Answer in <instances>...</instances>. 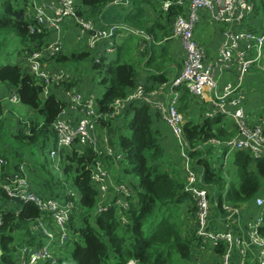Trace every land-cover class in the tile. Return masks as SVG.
Returning <instances> with one entry per match:
<instances>
[{
	"label": "trees",
	"instance_id": "16d2710c",
	"mask_svg": "<svg viewBox=\"0 0 264 264\" xmlns=\"http://www.w3.org/2000/svg\"><path fill=\"white\" fill-rule=\"evenodd\" d=\"M114 1L79 0L78 14H89V10L84 11L83 6L95 10L111 5ZM170 2L171 6L164 12L161 9L162 0H129V13L124 26L137 33L126 36L117 44L111 61L93 64L94 68L105 74L101 82L106 91L98 99L101 113L109 114L115 100L128 96L140 82L150 92L169 86L175 67L180 72L184 54H172L170 43L177 41L173 38L174 19L180 13H186V9L177 3L178 0ZM33 19L34 9L30 6V0H0V86L17 93L21 103L44 117L43 122L32 119L27 123L20 122V126L16 127H20V130H16L17 133L11 131L3 117L1 102L6 101L3 98L7 94L0 97V159L5 161L0 167V249L3 251L0 264H18L16 258L22 247L42 241L43 234L35 230L33 224L43 213L35 203L11 196L4 185L15 174L24 172L30 180V190L38 195L44 194V183L43 189L36 188L32 183V176L42 171L37 170L34 165L36 161L29 153H33L35 146L46 141L55 145L57 133L54 123L65 106L55 93L46 96L44 84L34 74L26 71L21 62L26 46H30L31 42L39 45L45 42L46 33L31 32ZM136 50L140 56L136 55ZM12 53L19 55L18 62L12 61ZM62 55L57 57L58 61H81L90 56V52H74L70 58ZM140 73L146 76L144 81L139 80ZM247 85L249 86L248 79ZM183 88L179 86L176 89ZM184 94L179 109L186 118L184 128L191 142V156L195 165L203 170L201 184L208 189L210 206L211 194L217 190L220 191L217 192L220 194L217 200L220 208H225L224 204L232 208L240 207L263 196L264 157L256 158L250 150L232 151L239 183L227 188L228 177L225 178L224 164L219 166L213 160L220 155L226 156L229 151L219 154L217 146L208 142L211 139L233 138L238 130H227L221 114L202 120L198 98H191L187 92ZM155 113L161 118L159 112ZM153 116V109L149 104L131 103L118 117L99 120L98 129L100 124L106 127L109 135L115 136H110L111 144L124 153L122 164L118 165L122 170L121 174L126 177L133 175L129 182L132 188L129 209L124 210V213L116 208L96 213L99 191L92 182L91 168L101 156L94 148L85 147L82 154L63 150L62 166L68 175H74V184L81 191L79 203L82 209L80 214L75 203L77 208L69 230L80 232V236L65 245V252L70 254L66 264H129L130 261L137 264H182L190 258L198 223L196 233L187 235L181 209L187 200L192 201L195 206L194 199L185 190V178L182 180L176 173V168L171 167L168 153L160 140L161 133L154 128ZM161 120L166 123L162 118ZM102 143L103 141L101 145ZM199 144L201 147L198 148ZM125 180L120 178L119 182ZM113 194V188L110 187L108 198ZM223 194H226L225 197ZM190 210L194 215L197 208L192 207ZM226 212L227 220L224 221L223 228L214 230L211 222L210 228L221 232L232 230L237 235L230 218H227V209ZM122 215L128 217V223L122 221ZM156 219L158 221L155 223ZM258 232L264 237V217ZM217 247L218 253L224 257L228 247L226 242H219ZM231 261L237 262L233 258ZM61 262L62 258L59 264Z\"/></svg>",
	"mask_w": 264,
	"mask_h": 264
},
{
	"label": "built area",
	"instance_id": "2783aa9c",
	"mask_svg": "<svg viewBox=\"0 0 264 264\" xmlns=\"http://www.w3.org/2000/svg\"><path fill=\"white\" fill-rule=\"evenodd\" d=\"M114 3L125 4L129 3V0H115ZM177 3L186 9V13L177 15L173 23V38L178 37L181 40L184 54L182 70L173 77L169 86L150 92L145 84L140 82L128 96L115 100L109 114L99 111V97L96 94L84 96L74 88H65L64 85L71 80L69 75L63 70L48 68L45 61L47 58L58 57L67 51L62 40L51 41L42 49L26 46L21 62L26 71L34 74L44 84L46 96L50 94L52 86L59 84L64 88L73 106L82 110V116L76 121L63 117L64 110L57 118L54 123L56 143L50 150V156L57 161L58 166L63 161L64 149L82 154L85 147H92L101 156L91 168L92 182L99 191L97 214L111 208L124 213V210L129 209V197L132 194L128 182L115 185L110 182L105 157L112 159L113 163H118L122 161L124 153L111 144L109 135L104 137L101 145L97 136L99 120L118 117L131 103H147L160 113L177 140L180 157L185 164V190L191 194L197 208V237L201 247L204 249L209 245L217 246L219 242L224 241L228 247L223 264H239L231 261L232 247L235 244L242 245L243 239L233 234L232 230L221 232L210 228L209 192L201 184V176H198L196 169L191 166L194 161L191 156L192 146L185 133L186 118L179 107L184 93L187 92L191 98L196 97L201 103L202 120L221 114L224 119L228 118L234 123L226 125V129L237 128L236 136L227 140L211 139L208 142L217 146L219 154L221 148H226L229 152L250 150L256 158L264 157V110L255 107L247 95V78L252 68H258L264 78V24L259 28L248 26L254 24L253 21H247L253 18L257 8L253 0H178ZM30 6L34 9V19L30 26L33 33L45 34L50 29L59 31L63 22L73 18L81 31L79 39L85 37L87 51L93 53L92 64L111 61L117 44L126 36H134V33H137L134 29L118 23L101 26L93 19H86L85 15L78 14L79 0H30ZM170 6V0H162V11L167 12ZM50 9H53L52 16L48 14ZM201 10L206 11V22L209 25L222 27V38L216 45V54L213 57L208 55L207 49L195 38ZM179 86L184 88L177 90ZM3 99L11 104L21 103L20 96L15 92ZM4 163L1 158L0 167ZM21 170H24L23 166ZM112 186L114 194L108 198ZM4 187L11 196L35 203L43 213L33 224V228L43 234L42 241L22 247L16 258L17 263L36 264L45 261L46 264H59L65 245L80 236V232L69 230L76 208L70 197L77 196V191L69 188L63 200L45 198L30 190V180L24 172L15 174ZM256 203L264 208V197L259 196ZM225 208L232 209L227 205ZM121 219L124 223L129 222L125 215H122ZM262 220L263 217L259 216L250 234L251 240L261 248L259 264H264V237L258 232ZM242 252L244 253V250ZM130 263L137 264L135 261Z\"/></svg>",
	"mask_w": 264,
	"mask_h": 264
},
{
	"label": "crops",
	"instance_id": "0c3cea01",
	"mask_svg": "<svg viewBox=\"0 0 264 264\" xmlns=\"http://www.w3.org/2000/svg\"><path fill=\"white\" fill-rule=\"evenodd\" d=\"M58 0H43V2H57ZM256 3V10L255 14L252 16V19H248L249 21H253L254 24H250L248 26H256L257 28L261 27L264 24V0L262 1V5L260 6V2L258 0H253ZM129 4L130 3H125ZM124 4H117L113 3L111 5H108L106 7L98 9V13L100 14L99 16V24L97 25H110V24H124L126 23V19L128 16L127 10H123V7H121ZM84 9H91L90 7L83 6ZM48 14L52 16L53 9L48 10ZM154 14V12H152ZM81 34L80 28L78 25L75 23L73 18L67 19L65 22L61 24V28L59 31H56L54 29H50L46 33L45 37V42L42 45L37 44L36 42H31L30 48H37V49H42L45 48V46L54 40L60 39L63 41L65 45H67V39L70 41L69 45L73 46L74 49L70 52V50H67L62 56H67L70 58L71 54L76 52V53H81V52H88L87 51V43H86V38L82 37L79 39V36ZM195 38L198 42H200L209 52H212V55H208L213 57L215 55L214 52V47L218 44L220 39L222 38V27L220 26H215V25H209L205 26L204 24H200L197 26L195 29ZM177 41L170 43V50L172 54H175L176 52H181L182 53V44L181 40L178 37H175ZM61 56V57H62ZM58 58H47L45 61L47 63L48 68H53L54 70H63L67 75H69L71 79V83L68 84V88H74L77 91H80L83 93L84 96H88L91 93L92 89V83H89L86 81L87 76L90 73V67L94 68L92 65L88 64L85 62L83 63L84 68L87 65V68H82L79 73H76V70L79 69L77 68L78 65H80L81 61H75V60H65V61H58ZM70 62L73 65V71L69 70L64 63ZM78 64V65H76ZM81 63V66H83ZM181 70H182V63H181ZM180 70V71H181ZM180 72H174L173 77L177 75ZM85 75V76H84ZM139 80L144 81L143 79L146 77L142 73L139 74ZM172 77V79H173ZM249 77L253 78L251 82H249L250 85H254V83H259L257 86V89L255 92H259L256 95H250V88L248 86L247 89V95L249 96L250 101L253 103L255 107L262 108L264 110V90L263 92L260 91V88L262 86L264 87V83L262 84L264 78L261 76V73L258 68H252V70L249 73ZM257 79V80H255ZM172 81V80H171ZM250 81V79H249ZM4 87V86H1ZM54 87V86H53ZM53 92L51 90V93H55L58 98H60L65 106H64V113L62 114L63 117L76 121L80 116H82L83 112L80 109H77L73 106L71 103L70 99L66 96L64 88L61 86V88H53ZM6 88V87H4ZM153 120H154V128L156 130H159L161 133V143L165 147L168 156L170 158V163L171 167H175L176 171L178 172V167L182 165V158L179 156L177 152V140L175 139L174 135L171 132L170 127L162 122L161 118L155 111L153 110ZM264 115V114H263ZM225 125L230 126L234 125V123L230 120L225 119ZM233 129L230 128L229 131H232ZM109 135V131L106 127L99 125V129L97 130V136L99 140L103 141L104 137L106 135ZM112 136L113 135H109ZM174 137V140H173ZM114 138V137H113ZM112 161L107 162V168L110 173V182L111 184L115 185L120 181V178L125 179L126 177L124 174L122 176L118 174L116 176V170L119 168L118 164H112ZM174 168V169H175ZM182 172H183V167H180ZM197 170L200 173V176L202 178L203 175V170L199 167H196ZM115 170V171H114ZM37 174H42L41 172L36 173L35 175L32 176L33 179V185L38 188V189H43V183L37 181L36 175ZM184 174V172H183ZM180 177V175H179ZM185 177V176H184ZM181 178V177H180ZM113 188V186H112ZM218 193H220L219 190H217ZM212 193L211 194V219L210 222L212 223V227L214 230H218L223 228L225 224L226 219V208L222 207L220 208L219 205L217 204V200H219L220 194L218 193ZM226 194H223V197H225ZM264 197V183H263V193ZM185 203V206L182 207L181 209V217L182 214L187 216L188 222L184 224V228L187 235H189L191 232L196 233V226L195 230H192L187 226V224L190 222L189 218V211L192 214V220L193 222L196 223L197 225V217H196V211L195 214L193 215L192 210L190 208L195 206L193 205V202L190 200H187ZM184 205V204H183ZM226 206V204H224ZM229 211V216L227 218H230L231 224L235 227V230L237 232V236L241 237L243 239V244L242 245H237L232 247V258L233 260L237 261L236 263L239 264H259V257H260V251L261 248L257 243H254L251 238L250 234L254 230V223L257 221L259 216L264 217V208L259 207L256 203V200H253L251 203L243 204L240 207L232 208ZM213 230V231H214ZM224 245V244H223ZM220 247V246H219ZM218 247L217 246H212L209 245L206 248H202L200 244V240L196 237L195 238V243L193 244L192 247V252L191 256L189 259L184 260L182 264H223V257L218 253L217 251ZM244 250V253L242 252ZM64 252V251H63ZM62 252V254H63ZM36 264H41V263H36Z\"/></svg>",
	"mask_w": 264,
	"mask_h": 264
},
{
	"label": "rangeland",
	"instance_id": "374dc122",
	"mask_svg": "<svg viewBox=\"0 0 264 264\" xmlns=\"http://www.w3.org/2000/svg\"><path fill=\"white\" fill-rule=\"evenodd\" d=\"M258 1L260 2V6H261L262 5V1L261 0H258ZM128 5L129 4L122 5L121 6V7H123L122 11L123 10L124 11L127 10V12H129ZM131 8H132V6H131ZM84 11H86V9ZM88 13L89 14H85V18L86 19H93L97 24H99L98 22H99L100 14L98 13V8H96L95 10L89 9ZM206 16H207L206 11L205 10H201L200 11V23L198 25L204 24L205 26H208V23L206 22ZM247 21H248V23H251V21H249V20H247ZM118 24H120V23H118ZM121 25H124V24H121ZM69 42L70 41L67 39V45H66L65 51L66 50H70V52H71L72 50H75V49H74V45L73 46L69 45ZM214 52L216 54V46L214 47ZM135 53H136L137 56H140L138 50H136ZM23 54H24V52H23ZM209 54L212 55V52H209ZM11 55H12V61H14V62H18L19 61V59H20L18 57L19 55L17 56V54H15V53H12ZM92 59H93V53L91 52L90 56H88L85 60H81V63L83 65V63L86 62L87 65L90 64V65L93 66ZM173 62H174V59H173ZM81 63H80V65L76 64V65H78L77 68H79V69L76 70V73H79L80 70L82 68H84V65L81 66ZM172 63L170 64L171 67H172ZM176 63H177V61H175V66H177ZM64 65L69 70H71V71L74 70L73 69V65L74 64H72L70 62H66V63H64ZM87 65L85 66V68H87ZM174 70H175L174 72H177L178 69L175 67ZM104 76H105V74H104L103 71H99L96 68H91L90 67V73H89V75L86 78L87 82L92 83L91 93L96 94L99 98L102 97L104 92L106 91V87L101 82V80L103 79ZM224 77L226 79V76H224ZM247 79L248 80L250 79L249 82H251L253 80L252 77L251 78L248 77ZM255 80H257V79H255ZM70 83H71V80H70V82L66 83L64 85V87L68 88L67 86ZM263 83H264V80H263L262 84ZM258 84L259 83H254V85H250L249 86L250 92H251L250 93L251 98H252V95H256L257 93H259V92H255L256 89H257ZM54 87L55 88H61V86L59 84H55ZM51 90L53 92L52 88H51ZM263 90H264V87L262 86V88H260V91L263 92ZM11 93H12V91H7L4 87L0 86V97L1 98L4 97L6 94L10 96ZM1 102H3L2 105H3V108H4L3 117L6 119V124L9 125L11 131H14V132L17 133V131L20 130V127L17 128V129H16V127L20 126V124H21L20 122L27 123L31 119L35 120V121H40V122L44 121V117L42 115H40L37 111H35V110L29 108L28 106L24 105L23 103L11 104L8 101H1ZM226 120H230V119L226 118ZM173 140H174V137H173ZM55 143H56V138H55ZM51 149H52L51 143L46 141L44 143H40L37 146H35L34 149H33V153H29V155L31 157H33L34 160L36 161L34 163V165L36 166L37 170L42 171L41 172L42 174H37L36 175L37 181L42 182V183L45 184V186H44V189H45L44 190V194H42V195H44L47 198H53L52 196H55L56 199L63 200L64 197H65L66 192L68 193V189L69 188H73L75 191H77V196H74V197L72 196L70 198L74 201V203L77 204V207H78V208L76 207L77 211L80 209V214H82L81 204L79 203L80 196H81V191L74 184V175L70 176V175H68L65 172V170H64V168L62 166L63 162H61V164L59 163V166H57V161L52 159L51 156H50V150ZM176 149H177V152H178V154L180 156L178 143H177V148ZM225 151H228V149L221 148L220 149V154L225 153ZM69 152L71 153V151H69ZM106 161L108 163H109V161H112L111 163L113 164V160L110 159V158H107ZM213 161H214L215 164L217 163L219 166L222 163L224 164L223 169H224V172L226 173L225 178H226V176L228 177L227 188L231 187L232 184H235V183L238 184L239 183L238 170H237L236 165L234 164L233 155H232L231 152H229L227 154V156L220 155V157H217ZM194 162L195 161H193L191 163V166L196 169V171L198 173V176H200V173L197 170V168H196L197 166L195 165ZM114 164L121 165L122 163L118 162V163H114ZM180 167H183L184 174H183V172H182ZM184 167H185V164H184V161H183L182 165L178 167L179 175H180L182 180H184V178H185L184 176L186 175ZM175 171H176V169H175ZM121 172H122V170L120 168H118L116 170V176H118V174H120L122 176ZM176 173L178 174V172H176ZM129 175H130L129 177H124L126 179L125 181H127L128 183L133 179L132 178L133 175L132 174H129ZM262 182L264 183V179H262ZM185 204H187V203H184L183 206H185ZM79 217H80V219L82 218L81 215ZM189 218H190V222L187 224V226L189 228H191L192 230H195L196 223L193 222L192 214L190 213V211H189ZM157 221H158V219L155 220V223ZM187 222H188L187 216L182 214V223L186 224ZM184 230H185V228H184ZM71 249H72V246H71ZM63 251H64L63 254L61 253V258H62V262L61 263L62 264H66L69 261L70 254H69L68 251L65 252V249ZM40 263L41 264H46L45 261H42Z\"/></svg>",
	"mask_w": 264,
	"mask_h": 264
},
{
	"label": "water",
	"instance_id": "95a60500",
	"mask_svg": "<svg viewBox=\"0 0 264 264\" xmlns=\"http://www.w3.org/2000/svg\"><path fill=\"white\" fill-rule=\"evenodd\" d=\"M3 254V251L0 249V263H1V256Z\"/></svg>",
	"mask_w": 264,
	"mask_h": 264
}]
</instances>
